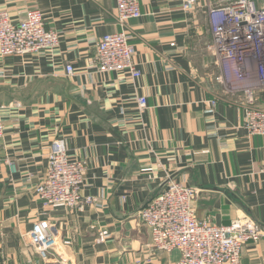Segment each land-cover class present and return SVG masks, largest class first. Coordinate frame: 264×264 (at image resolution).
I'll return each instance as SVG.
<instances>
[{
	"label": "crops",
	"instance_id": "obj_1",
	"mask_svg": "<svg viewBox=\"0 0 264 264\" xmlns=\"http://www.w3.org/2000/svg\"><path fill=\"white\" fill-rule=\"evenodd\" d=\"M218 1L187 12L179 0H140L143 15L128 22L142 70L132 79L101 73L95 60L102 36L122 29L115 0H0L15 20L41 10L60 35L51 51L0 58V264H45L26 234L42 220L66 264H176L180 252L155 251L139 217L169 179L197 188L200 220L247 217L264 227V135L245 127L242 96L219 95L208 49V8ZM57 137L87 162L83 193L96 202L83 211L49 208L35 195ZM241 264H264V238L245 245Z\"/></svg>",
	"mask_w": 264,
	"mask_h": 264
},
{
	"label": "built area",
	"instance_id": "obj_2",
	"mask_svg": "<svg viewBox=\"0 0 264 264\" xmlns=\"http://www.w3.org/2000/svg\"><path fill=\"white\" fill-rule=\"evenodd\" d=\"M115 1L116 18L122 29L104 34L98 42L97 69L101 73L118 72L137 79L142 70L136 62L137 48L130 42L128 22L143 15L140 0ZM179 1L187 12L194 11L199 4V0ZM208 18L213 33L208 49L218 67L215 80L222 86L219 95L223 92L242 96L245 127L250 135H264V1L219 0L208 8ZM59 43V33L46 27L41 10L29 9L21 20L0 10V58L48 52ZM65 68L68 74L76 72L73 64H66ZM137 103L139 110L144 111L147 97L138 96ZM216 103L217 99L211 100L212 106ZM5 107L0 104V141L6 133ZM87 170L85 159L73 158L65 140L54 138L47 170L34 187L35 195L46 207L83 211L96 202L95 196L83 193ZM260 171L264 175V163ZM198 194L197 188L169 179L164 190L139 211L141 222L150 230L153 249L179 251L176 264H241L245 245L264 238L263 225L247 217H238L228 225L200 220L196 213ZM26 234L45 264H66L55 259L59 240L50 220H42ZM106 239L104 231H100L97 241Z\"/></svg>",
	"mask_w": 264,
	"mask_h": 264
},
{
	"label": "rangeland",
	"instance_id": "obj_3",
	"mask_svg": "<svg viewBox=\"0 0 264 264\" xmlns=\"http://www.w3.org/2000/svg\"><path fill=\"white\" fill-rule=\"evenodd\" d=\"M18 104V103H17ZM14 105H16V104H14Z\"/></svg>",
	"mask_w": 264,
	"mask_h": 264
}]
</instances>
